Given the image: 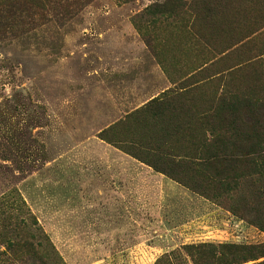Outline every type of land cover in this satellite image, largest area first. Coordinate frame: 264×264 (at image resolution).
I'll return each mask as SVG.
<instances>
[{
    "label": "rangeland",
    "instance_id": "rangeland-1",
    "mask_svg": "<svg viewBox=\"0 0 264 264\" xmlns=\"http://www.w3.org/2000/svg\"><path fill=\"white\" fill-rule=\"evenodd\" d=\"M206 1L0 0V264H193L186 244L264 245V169L240 154L256 141L212 126L238 115L211 109L208 87L160 100L186 89L203 41L220 57L258 21L250 2ZM256 47L264 34L216 69ZM256 70L264 79L263 63L234 82ZM81 143H114L150 168L134 178L130 220L105 218L102 149Z\"/></svg>",
    "mask_w": 264,
    "mask_h": 264
},
{
    "label": "trees",
    "instance_id": "trees-1",
    "mask_svg": "<svg viewBox=\"0 0 264 264\" xmlns=\"http://www.w3.org/2000/svg\"><path fill=\"white\" fill-rule=\"evenodd\" d=\"M172 1L173 0H167L168 3H172ZM202 1L204 2V0ZM241 1L242 0H227L228 4H226V10H233V8H235V3H238V8L241 9ZM244 1L250 2V6L244 8V13L249 9H251L250 12H252L253 6L259 9V11L255 10V12H258V21L255 26L247 29V31H244L241 34L238 33L236 35L238 37H231V43L217 51L218 54L221 55L220 57H210L209 54L214 48L208 45L206 41H203L204 46L199 47L201 49L199 59H201L202 62L185 78L188 83H185L186 86L183 88L186 89L173 92L168 98H161L160 100L165 99L168 100V102H171L174 99H178L183 93L187 92V90L190 92H200L208 87L212 94L208 105L211 109L216 111H226L230 120L237 115L240 118V121L235 125L230 121L228 129L220 127V125H218L219 123L216 121L213 122L212 126L218 128L220 134H226L227 139L231 141L234 139L256 141V145L258 146L257 149L244 150L240 154L244 156V159L242 160L243 164L247 167H254L253 170L260 174V171H263L264 169V79H262L261 71L256 70L259 74L256 75L257 78L254 83H252V79L249 75L244 78L241 85H238L237 82L234 81L237 79L239 73H243L242 70L244 68H253L255 66L260 68L261 65H263L264 61L261 56L264 55V48L256 47L255 55L253 57L236 61L222 69H216L218 65L231 60L232 55L237 57L243 53L242 50L244 47L250 45L252 48L256 36L264 34V0ZM219 20L220 19L217 18L213 19V25L217 27V21ZM252 36H254V38ZM254 58L256 59L252 60ZM246 82H250V85L247 88H245ZM165 100L162 103H167ZM245 112L250 116L247 117V120L244 119L245 123H243L240 115ZM211 117L220 118L221 115L213 114ZM240 124H243L242 128H239ZM244 128H246V130H244ZM211 130V132H213V128ZM100 136L106 139L105 132H100ZM231 141L229 143H231ZM115 146L130 156L144 162V159L140 157L141 155L138 152H130L128 149H123L117 145ZM153 149L157 151L156 148ZM146 162L149 163L150 161L147 160ZM184 246H186V249L188 250L187 253L190 257L191 253H193V264H242L246 261H255L264 257V245L246 247L227 243L214 244L203 242L186 244ZM253 264H264V259Z\"/></svg>",
    "mask_w": 264,
    "mask_h": 264
},
{
    "label": "crops",
    "instance_id": "crops-1",
    "mask_svg": "<svg viewBox=\"0 0 264 264\" xmlns=\"http://www.w3.org/2000/svg\"><path fill=\"white\" fill-rule=\"evenodd\" d=\"M82 146H95L101 148L97 156L99 166H94V179L98 181L99 193L107 205L105 210L108 221H126L131 219L134 180L143 178L147 180L150 175L149 167L123 152L113 143H81ZM96 159V158H95ZM134 168L137 171H134ZM145 169L146 172L142 171ZM152 170V169H151ZM136 172V173H135ZM136 175V177H134ZM161 175V174H160ZM163 180V175L160 176ZM135 178V179H134ZM146 194L148 186L137 188Z\"/></svg>",
    "mask_w": 264,
    "mask_h": 264
}]
</instances>
